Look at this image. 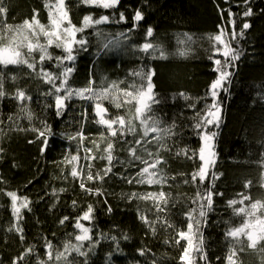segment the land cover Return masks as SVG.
Masks as SVG:
<instances>
[{
	"label": "trees",
	"instance_id": "16d2710c",
	"mask_svg": "<svg viewBox=\"0 0 264 264\" xmlns=\"http://www.w3.org/2000/svg\"><path fill=\"white\" fill-rule=\"evenodd\" d=\"M56 0H3L7 8L5 18L0 19V36L4 35V26L13 28L25 20H32L34 11L37 19L47 28L49 9ZM71 23L82 26L84 16L94 19L102 15L109 16V22L90 27L77 33V39L84 38V47L76 46V59L70 62L74 72L68 79V86L78 89L87 86L90 79L93 87L99 89L111 81L123 82L121 88L132 83L139 84L137 77H132L134 70L154 68V93L159 100L153 105L151 115L161 121V127L172 128L173 135L165 143L171 151L162 150L160 155L166 161L160 165L167 177L162 185L128 183L142 165L130 161L125 138H117L114 143L113 172L103 181L84 180L86 188L102 190L95 195L80 187V178L70 175L71 168L83 169L87 176L85 150L92 148L91 161L93 175L106 166V161L99 158L107 141L101 140V133L106 130L96 123L93 110L94 101L72 96L65 101L66 108L62 115L57 114L55 93L52 85L45 83L24 65H0V78L3 81L5 95L0 97V264H13L29 247L33 252L24 257L21 264H55L46 257V242L56 251L64 252L67 242L77 243L74 239L79 234L75 223L88 205L93 207L91 222L81 220L85 227H91V241H84L82 251L87 256L72 252L68 256L70 264H182L180 256L187 246L186 240L178 239L177 233L187 231L188 214L197 205V193L205 189L222 195L213 196L211 210L200 221L199 233L194 235L197 243L202 235L203 250L207 264H227L226 257L234 241L227 237V230L240 226L245 216L237 215L228 201L240 199L241 193L250 197L243 205L250 207L252 202H264V0H120L116 8L103 9L82 3V0H65ZM246 7H251L253 15L243 17ZM136 9L144 13V19L133 27V13ZM223 10V15H221ZM55 12V8H52ZM229 11L235 14L237 33L247 21L251 28L244 31V36H237L232 46L238 48L241 57L235 61L231 82L226 91L219 93L223 104V116L219 127L207 126L205 131H217L215 166L210 169L220 175L214 186L208 181L192 182L191 174L201 166L199 149L203 146L201 130L196 128L198 114L203 115L212 103L209 88L217 78L214 56V42L210 37L223 29L231 37L232 25ZM120 13L126 21L120 20ZM148 27L153 28L152 37H146ZM129 29H132L129 32ZM98 33H100L98 35ZM126 33V37L120 36ZM109 44L107 48L105 44ZM118 41V43H117ZM151 42L163 48L167 58H160L159 52L146 55L139 51V46ZM35 42V41H34ZM45 38L40 37V43ZM7 43V41H3ZM218 46V45H217ZM184 51L185 55H180ZM52 60L43 64L45 71L59 74L55 57L65 55L55 45L49 48ZM39 60V53H33ZM68 63V62H66ZM40 65H37L39 71ZM14 78V79H13ZM59 80L56 81L58 85ZM18 89L24 90L31 100L21 104L15 95ZM131 90V89H129ZM53 93V94H49ZM64 95V92L60 93ZM109 118L126 115L124 109H116L109 101L104 102ZM129 107H132L129 105ZM24 108L25 111H21ZM32 113V120L26 112ZM9 117L12 119L10 120ZM46 123L51 128L48 148L41 155V139L32 128H43ZM138 125V122H137ZM82 131L85 139L71 140L68 137ZM139 125L136 136L128 135V141L139 138ZM154 135V134H153ZM29 141H33L29 143ZM98 144L99 150L93 145ZM155 152V142L147 145ZM188 149V156L177 155L180 149ZM79 152L81 160L73 165L68 163L72 155ZM195 153V157L192 154ZM138 155L146 154L142 147ZM187 180L188 183L184 181ZM249 187H245L248 182ZM64 189L60 192V189ZM56 190L55 194L53 190ZM9 191H16L21 197H27L31 211L22 210L20 226L24 239L15 232L8 231L14 224L10 207ZM163 191L168 201L164 211L157 213L151 200L129 198L132 193L146 194ZM75 201V204L73 203ZM109 206L111 211H109ZM146 216L149 221L167 220L172 227L155 223V231L140 219ZM257 216L264 218V209H258ZM67 216L63 224L60 220ZM195 233V225L193 229ZM127 239H124V237ZM115 238V239H113ZM243 240V238H241ZM236 245L237 264H264L262 241L257 249H249L247 243ZM141 249L144 250L141 254ZM193 264H205L201 255L192 253Z\"/></svg>",
	"mask_w": 264,
	"mask_h": 264
},
{
	"label": "snow or ice",
	"instance_id": "6c2138e0",
	"mask_svg": "<svg viewBox=\"0 0 264 264\" xmlns=\"http://www.w3.org/2000/svg\"><path fill=\"white\" fill-rule=\"evenodd\" d=\"M249 0H245V5H247ZM82 3L92 6L102 7L103 9H112L116 8L120 4V0H82ZM49 9V22L47 28L45 25L41 24L39 19L36 18L38 15L34 11L32 20H25L22 24L13 28L12 25L5 24L4 26V35L0 36V65H24L27 66L37 77L41 78L45 83H48L53 86L55 93V107L57 109V114L62 115L63 110L67 107L65 101L72 96H78L81 99H89L94 101L93 110L96 115V123L101 125L107 132V136L104 133H101V140L107 141L106 147L103 149V153L99 156L100 159L106 161V166L100 172H97L95 176L92 172L91 161L97 157L92 155V148H87L85 150L84 160L87 162V176L83 177V169L80 171L77 170L76 166H73L70 171V175L73 178H80V187L92 194L101 195L102 190L99 188L92 189L86 188L84 180L87 181H103L113 172L114 161L120 162L117 157H114V143L113 140L117 138H125V143H128L130 146L127 149L128 155L130 157V163L132 161L139 162L142 167L136 172L135 176L132 178H127L121 176V179H127L128 183H133L135 181L137 184H147V185H162L166 182L167 177L164 174V171L161 167L162 164H165L166 161L160 155L162 150L171 151L168 148V145L165 143L167 137L173 135L172 127H161V121L155 116L151 115L153 111V105L158 104L159 100L156 98L154 93V84L153 76L155 75L154 68H141L139 70H134L131 73L132 77H137L140 79V83H132L127 86V88H121L120 84L123 83L118 81H111L106 86H102L99 89L93 87L95 81L90 79L87 86L73 89L68 86V79L71 74L74 72V66H69L70 62H73L76 57L74 51L76 46L84 47L87 44V40L84 38L77 39V33L83 32L85 29L101 25L109 22V16L102 15L99 18H93L92 16H84L82 21V26L77 27L71 23L69 12L65 7V0H56L54 5H47ZM52 8H55V12L52 11ZM7 13V8L3 5V0H0V19L5 18ZM221 15H223V10H221ZM243 17H251L253 15V10L251 7H246V10L242 13ZM235 14L229 11V22L232 25V33L229 38L227 34L220 29L219 34L210 37L214 42V56L219 55L223 57V63L221 59H215L214 63L217 66L215 71L217 72V78L211 82L209 88V94L212 98V103L207 106L203 115L198 114V122L196 128L201 130L203 146L199 149V161L201 166L197 171H194L191 174L192 182L199 180L201 183L208 181L211 185L214 186L215 181L220 178V175H217L214 171L211 172L210 169H213L215 166V156L216 153L213 150L214 140L217 135L216 132H208L204 129L207 126L219 127L222 116H223V104L219 101V93L221 91L227 90V85L231 82V77L233 75V70L236 65L235 61H238L241 57V52L238 48L232 46V42L237 40V36L243 37L244 31L251 28V23L245 21L241 25L239 33L236 31L235 27ZM133 27H135L139 22L144 19V13L136 9L133 13ZM120 20L126 21V17L123 13H120ZM132 29H129L131 32ZM100 33H98L99 35ZM153 28L148 27L146 30V37H152ZM45 38L44 43H40V37ZM120 36L126 37V33H120ZM7 41V43H3ZM35 41V42H34ZM112 43L109 41L108 44H105L104 47L107 48L109 44ZM118 43V41H117ZM55 45L57 48H60L64 51L65 55L55 57L57 66H62V71L57 75L50 71H45L43 64L46 60H52L53 57L49 53V48ZM218 45V46H217ZM139 51L146 55H150L154 52H159L160 58H167L163 48L158 45H154L151 42H145L139 46ZM33 53H39V60L37 61ZM184 51L180 52V55H185ZM68 62V63H66ZM40 65L39 71H37V65ZM14 79V78H13ZM59 80L60 83L57 85L56 81ZM131 89V90H129ZM64 92V95L60 93ZM50 95L53 93H49ZM5 95L3 91V81L0 78V97ZM21 104L25 101L31 100L30 96L26 95L24 90L18 89L15 95ZM109 101L112 106L116 109H124L126 115H116L109 118L108 108L104 107V102ZM131 105L132 107H129ZM21 111H25L24 108ZM27 118L32 120V113L30 111L26 112ZM11 120L12 118L9 117ZM139 129V138L134 141H128L126 137L128 135L136 136ZM32 131L37 133V139H41V155L47 150L48 138L52 134L51 128L46 123L43 124V128H32ZM154 134V135H153ZM71 140H79L81 143L85 139L82 131L77 132L73 136L68 137ZM33 141H29L32 143ZM155 142L156 151H149L147 145ZM93 145L99 150V145L93 141ZM142 147L143 152L146 154L147 158L144 155H138L137 149ZM3 150L0 149V152ZM177 155L188 156V149H180ZM195 153L192 154L193 158ZM68 163L73 165L79 163L81 156L79 152L75 155H72ZM264 179V177H262ZM188 183L187 180L184 181ZM251 182L249 181L245 187H249ZM264 187V183L261 185ZM60 192H63L64 189H60ZM56 190H53L55 194ZM6 195L10 198V207L14 216V224L8 229V231L15 232L19 235L21 240L24 239L23 228L20 226V220L22 219L21 212L22 210L31 211L29 205L31 201L27 197H21L17 194L16 191H9ZM222 195V193H214L210 188L205 189L203 194L200 192L197 193V199L193 201L197 205L196 208H193L188 214L189 222L187 224V231H179L177 233L178 239L175 241L179 243L180 240H186L187 246L183 249L180 256L182 264H193L192 253H197L205 260L207 264L206 253L203 250V239L202 235L199 237L197 243L194 245L193 237L199 233L200 221L205 218L207 215V210H211L213 204V196ZM240 199L228 201L229 207L233 208V211L237 215L243 214L245 216L244 222L238 226L233 227L227 230V237L231 238L234 241L233 246L229 249V254L226 257L227 264H237L234 257L237 255L236 245H241L240 251L244 250L243 244L247 243L249 249H257V246L264 241V218L257 216L258 209H264V202L257 200L250 204V207L241 206L239 208L235 207L237 204L243 205L245 200H250L249 196L244 195L243 193L239 194ZM129 198H137L141 200H151L154 207L156 208L157 213L164 211V208L161 207V202L166 206L168 201L165 197L163 191L159 193H146L138 194L132 193ZM75 204V201H73ZM109 211L111 208L109 206ZM93 207L88 205L87 211L83 212L80 217L77 218L75 227L79 230V234L74 237L77 243L73 244L67 242L64 245V252L56 251L55 256H53V245L50 241L46 242V257L48 261H54L55 264H70L68 261V256L72 252H76L81 256H87V252L82 251L83 242L91 241V227H85L81 223V220L91 222L93 219L92 216ZM69 218L67 216L63 217L60 220V223L63 224ZM146 224H148L153 231H155V223H163L167 227H172L168 224L167 220H160L159 215L157 216V221H149L146 216H141ZM195 225V233L193 231ZM243 238V240L241 239ZM115 239V238H113ZM124 239H127L125 236ZM141 254L144 250L141 249ZM261 252H264V248L260 249ZM33 249L31 247L27 248L24 253L19 257L14 258L13 264H21L24 260V257L31 254ZM38 264H45V261H38ZM155 264V261L152 262Z\"/></svg>",
	"mask_w": 264,
	"mask_h": 264
},
{
	"label": "rangeland",
	"instance_id": "374dc122",
	"mask_svg": "<svg viewBox=\"0 0 264 264\" xmlns=\"http://www.w3.org/2000/svg\"><path fill=\"white\" fill-rule=\"evenodd\" d=\"M214 132H216L217 133V131L215 130ZM216 147V137H215V140H214V148H213V150L215 151V148ZM215 159V158H214Z\"/></svg>",
	"mask_w": 264,
	"mask_h": 264
},
{
	"label": "water",
	"instance_id": "95a60500",
	"mask_svg": "<svg viewBox=\"0 0 264 264\" xmlns=\"http://www.w3.org/2000/svg\"><path fill=\"white\" fill-rule=\"evenodd\" d=\"M105 107V106H104ZM108 113H109V111H108ZM96 116V115H95Z\"/></svg>",
	"mask_w": 264,
	"mask_h": 264
}]
</instances>
